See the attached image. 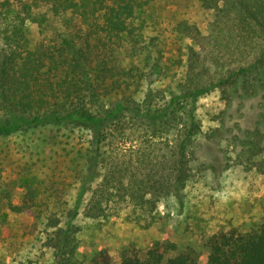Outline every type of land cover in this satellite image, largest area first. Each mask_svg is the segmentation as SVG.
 Segmentation results:
<instances>
[{"label": "trees", "instance_id": "16d2710c", "mask_svg": "<svg viewBox=\"0 0 264 264\" xmlns=\"http://www.w3.org/2000/svg\"><path fill=\"white\" fill-rule=\"evenodd\" d=\"M156 2L0 0V138L44 126L82 128L93 148L82 183L88 192L83 205L81 194L72 208L66 200L48 197L42 202L48 213L36 214L40 202L32 188L7 204L10 212L33 217L53 264H81L75 258L79 213L89 221L122 218L148 228L161 200L178 196L191 176L194 137L201 131L193 112L200 95L216 91L227 108L239 103L236 112L244 101L257 100L252 128L239 130L234 124L240 135L229 133L239 149L236 164L264 177V0H198L204 22L174 24L173 32L188 44L177 62L183 70L178 94L162 103L157 92L143 93L160 63L139 72L121 67L116 56L144 47ZM13 3L19 13L13 14ZM41 8L44 12H38ZM26 21L41 32L48 24L51 36L29 47ZM158 125L170 127L164 137L132 138ZM115 133L138 143L119 147ZM88 182L93 186L86 188ZM204 244L208 255L202 260L169 241L143 253L127 246L118 264H264V225L245 233L236 227L219 230ZM87 264L113 263L103 249Z\"/></svg>", "mask_w": 264, "mask_h": 264}, {"label": "rangeland", "instance_id": "374dc122", "mask_svg": "<svg viewBox=\"0 0 264 264\" xmlns=\"http://www.w3.org/2000/svg\"><path fill=\"white\" fill-rule=\"evenodd\" d=\"M19 8L13 3V14L19 13ZM44 10L41 8L38 12ZM204 19L198 0H157L154 25L146 30L144 47L116 52L120 66L147 73L151 65L159 62L160 68L147 79L150 83H145L143 93L147 89L153 95L157 92L161 96L157 99L159 103L168 102L171 94H178L183 70L177 62L182 61L180 48L188 44L172 28L179 20L201 25ZM43 26L41 32L38 25L26 21V45L33 47L51 36L49 25ZM164 66L168 70L163 69ZM243 103L236 112L239 103L235 101L227 108L216 91L198 96L193 112L201 131L194 137L191 176L184 188L178 196L170 195L161 200L156 221L148 228L122 218L108 223L89 221L79 213L75 221L80 229L75 237L77 261L87 264L92 256L105 249L112 263L118 264L124 247L132 246L143 253L166 241L175 243L178 251L195 252L202 260L208 255L206 238L219 230L236 227L245 233L264 225V177L245 172L236 164L239 149L233 145L229 133L233 129L232 134H238L234 124L239 130H245L252 128L256 121L257 100ZM143 130L132 138H138V134L161 138L170 127L158 125ZM89 135L82 128L44 126L0 138V264H53L51 251L42 244L44 235L32 225L33 217L10 212L7 204L18 202L24 191L32 188L40 202L36 214L48 213L42 205L48 197L66 200L72 208L81 194L83 205L88 196L82 184L87 156L93 153ZM115 136L120 140L119 147L138 143L118 133ZM102 152L109 155L108 146L102 147ZM96 182L95 176L93 183ZM87 184L86 188L93 186Z\"/></svg>", "mask_w": 264, "mask_h": 264}]
</instances>
